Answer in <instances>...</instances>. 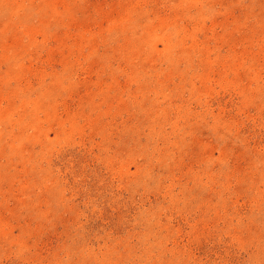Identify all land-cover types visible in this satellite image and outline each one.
<instances>
[{"label":"rangeland","instance_id":"rangeland-1","mask_svg":"<svg viewBox=\"0 0 264 264\" xmlns=\"http://www.w3.org/2000/svg\"><path fill=\"white\" fill-rule=\"evenodd\" d=\"M0 264H264V0H0Z\"/></svg>","mask_w":264,"mask_h":264}]
</instances>
